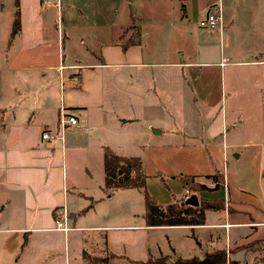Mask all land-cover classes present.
I'll return each mask as SVG.
<instances>
[{"label":"crops","instance_id":"1","mask_svg":"<svg viewBox=\"0 0 264 264\" xmlns=\"http://www.w3.org/2000/svg\"><path fill=\"white\" fill-rule=\"evenodd\" d=\"M37 1L24 0L30 6ZM21 6L19 1L17 7ZM236 8L233 4L231 9ZM15 11L18 31L11 35ZM15 11L8 19V32L0 35V264H82L81 258L91 253L104 256L108 264H130L163 257L201 258L222 250L229 254L228 249L238 246L234 252L252 253L256 250L244 246L264 243V206L260 216L236 221L237 211L226 200L229 208L206 211L201 226L146 228L142 215L136 225L123 224L134 217L132 197L124 193L136 189L105 194L104 148L114 157L137 158L143 175L145 151L160 156L168 155L170 148L150 147V138L163 135L181 142L185 134L175 126L183 120L177 105L184 99L195 101L198 90L208 91L211 81L210 71H201L208 66L191 61L209 55L205 45L183 43L162 51L154 43L150 51L144 35L131 23L104 29L76 22L65 30L56 28L59 57L50 65L41 47L49 45L45 41L49 28L41 26L34 33L36 52L29 51L20 9ZM34 19L37 22L39 17ZM236 22L234 16L223 22L224 33ZM249 25L253 38H264V19L250 17ZM173 33L175 39L182 38L181 33ZM252 55L229 65L247 67L245 76L252 79L264 124V49ZM178 57L187 62L178 64ZM60 111L74 115L77 125L63 130L60 138L40 140L44 132H57ZM212 175L181 176L195 181ZM117 192L123 193L112 200ZM103 201L109 204L96 214ZM59 209L68 218L66 233L53 230ZM206 213L217 218L207 223ZM236 228L244 230L234 238L230 231ZM201 231H207L203 242Z\"/></svg>","mask_w":264,"mask_h":264},{"label":"rangeland","instance_id":"2","mask_svg":"<svg viewBox=\"0 0 264 264\" xmlns=\"http://www.w3.org/2000/svg\"><path fill=\"white\" fill-rule=\"evenodd\" d=\"M17 1L22 4L20 8L14 7V0H0V35L8 32V19H12L13 12L20 9L22 27L27 32L25 41L30 40L27 42V50L36 52L34 41L37 37L34 33H38L41 26L49 28L50 32L48 31L45 40L49 41V45L41 47L44 48L43 52L47 51L50 65H54L59 57L58 43L53 35L56 28L65 30L76 22L77 25L104 29L123 21L131 23L144 35L146 49L150 51L154 43L162 51H168L173 46L179 48L183 43H191L192 47L205 45L209 55L196 57L191 61L197 66H208L201 69L210 71L208 91L199 93L198 90L195 101L192 98L184 99L177 105L183 120L175 126L185 134L181 136V142L163 135L150 138V147L167 144L170 148L167 149L168 155L159 156L147 149L141 156L145 191L160 206L179 198L181 202H185L190 196L182 192L179 183L181 175L221 174L224 184L220 190L193 193L197 201L199 195L211 200L225 198L224 203L228 200L232 211H237V214L233 213L237 215L236 221L247 219V222L248 216L251 218V215H261L260 210L264 206V124L261 123L260 103L254 93L252 79L245 76L247 67L239 68L229 64L245 62L253 56L255 50L264 49V38H253L249 25L250 17L264 19V5L259 4L262 0H38L36 5L31 6L24 0ZM218 1L223 9L219 8ZM233 4L237 6L236 10L231 9ZM217 8L221 16L223 11V25L234 16L237 21L234 26L226 33L224 27L215 31L199 28V22L207 14L215 15ZM34 16L39 17L37 22L34 21ZM158 32L159 41L154 40ZM173 32L181 33L182 38L175 39ZM181 58L176 59L178 64L187 62L184 57ZM198 84L199 82L196 83ZM194 182L204 184L208 189L213 186L205 178ZM109 191H105V194L110 196L114 193ZM120 193L114 194L112 200L123 192ZM124 195L132 197L130 213L134 217L123 224L136 225L138 219L142 221L141 193L132 190ZM101 196L105 195L102 193ZM126 200L129 201V198ZM107 204L109 203L103 201L97 208L101 209L95 213ZM206 217L207 223L214 222L217 218L211 213H206ZM243 230L236 228L230 232L235 238ZM205 232L207 231L200 232L201 242L205 239ZM234 238L230 241H235ZM261 246L254 243L245 245L248 251L256 250L252 253L234 252L241 246L228 249V257L234 264H263L264 250L261 251ZM93 254L88 257L84 255L81 258L82 264H108L104 256L96 257ZM182 258L188 257L184 255ZM170 261L172 260L169 259Z\"/></svg>","mask_w":264,"mask_h":264},{"label":"trees","instance_id":"3","mask_svg":"<svg viewBox=\"0 0 264 264\" xmlns=\"http://www.w3.org/2000/svg\"><path fill=\"white\" fill-rule=\"evenodd\" d=\"M17 0H14V7H17ZM18 13L14 12L11 26V35L18 31ZM103 173L104 187L109 190H132L136 189L141 193L143 201V221L147 227H177V226H201L204 223L205 212H221L228 209L224 199L219 200L204 199L197 201V206H189L185 202L176 199L165 206H159L155 200L147 194L144 186V177L140 171L139 160L137 158L124 159L114 157L108 149H103ZM212 188L208 189L202 184L193 181V177L181 176L180 185L185 194L194 196L193 193L214 192L223 186L222 175L207 176ZM195 197V196H194ZM264 246V243L261 247ZM130 264H234L228 253L224 250L204 254L201 258L180 259L175 258L169 262L166 257L158 259H148L145 262H130Z\"/></svg>","mask_w":264,"mask_h":264},{"label":"built area","instance_id":"4","mask_svg":"<svg viewBox=\"0 0 264 264\" xmlns=\"http://www.w3.org/2000/svg\"><path fill=\"white\" fill-rule=\"evenodd\" d=\"M199 28H206L210 31H215V29H221L222 28V21H221V15L219 8L216 9V13L214 14H207L204 20H201L198 24ZM77 125V118L72 114H67L63 111H60L59 113V119L57 123V132L54 134H49L47 132H44L41 134L40 140L47 141L51 138H60L61 133L63 130L71 129V127H75ZM54 228L53 230L55 232H62L66 233L69 231L67 227V215L63 209H59L54 213Z\"/></svg>","mask_w":264,"mask_h":264},{"label":"water","instance_id":"5","mask_svg":"<svg viewBox=\"0 0 264 264\" xmlns=\"http://www.w3.org/2000/svg\"><path fill=\"white\" fill-rule=\"evenodd\" d=\"M185 204L189 206H197V199L194 196H191L185 201Z\"/></svg>","mask_w":264,"mask_h":264}]
</instances>
